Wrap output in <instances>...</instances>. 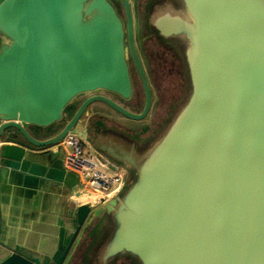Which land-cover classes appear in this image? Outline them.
<instances>
[{"label":"water","instance_id":"obj_1","mask_svg":"<svg viewBox=\"0 0 264 264\" xmlns=\"http://www.w3.org/2000/svg\"><path fill=\"white\" fill-rule=\"evenodd\" d=\"M117 1L121 10L113 0H0V180L22 185L13 204L27 207L0 225V264H264V0L139 7L140 35L167 50L181 41L187 80L188 98L149 148L125 134L154 127L126 123L147 119L155 96L134 7ZM133 70L138 112L127 107ZM69 133L124 171L111 197L81 190L61 144Z\"/></svg>","mask_w":264,"mask_h":264},{"label":"rangeland","instance_id":"obj_2","mask_svg":"<svg viewBox=\"0 0 264 264\" xmlns=\"http://www.w3.org/2000/svg\"><path fill=\"white\" fill-rule=\"evenodd\" d=\"M132 6L134 7V17H135V29L136 34L138 35L141 30L138 25L141 19H138L139 7L142 6L143 9H148L151 5L155 4L157 0H143L142 3L138 0H130ZM165 0H162L164 2ZM115 5L119 7L121 10L120 3L117 0H113ZM150 2L153 4L150 5ZM141 14V13H140ZM153 36H143L138 35V48L140 50L141 56L143 58V62L147 72L149 74V78L151 81V85L153 88L155 103L153 109L147 119L141 122H132L126 121V124H134L135 126H149L154 125V127H150L147 129V132L141 133H132L127 134L129 137L137 140L140 147H151L154 143H156L159 138L167 129L169 123L173 120L172 118L175 115V112L178 107L184 103L186 98V88L183 86L185 82L187 84L186 77L181 76L179 71L178 62H180L179 58L183 59L184 47H182L181 41L179 39H170L167 40L169 45V50L165 49L164 46L158 45L154 40H152ZM171 51V52H169ZM174 54V55H173ZM179 57H177V56ZM135 85H136V97L133 102L127 104V107L133 111H140L144 102V93L141 82L139 80L138 75L133 70ZM183 77V78H182ZM184 84V85H183ZM95 111L100 112L102 115L111 117L115 121L120 120L124 122L125 119L120 117L118 113L109 107L103 104L94 105ZM179 109V108H178ZM155 123V124H154ZM99 127L104 131H110L111 135L119 136L122 135V131L117 127L108 126L105 122L100 123ZM148 127V126H147ZM164 127V128H163ZM42 136H48L52 131H38ZM136 134V135H135ZM92 231L91 233L94 234ZM111 230L107 229V236L110 234ZM92 236V235H91ZM91 238V237H90ZM91 239H87L85 244L82 245L80 251L77 255V262L82 261V258L85 256V261L87 259L86 254L88 253V246L90 245ZM103 242L95 243L92 246V262H95L100 258V250ZM87 252V253H86ZM102 254V252H101ZM91 255V254H90ZM94 259V260H93ZM84 261V262H85ZM76 262V263H77ZM83 262V263H84ZM122 264H127L125 261H120Z\"/></svg>","mask_w":264,"mask_h":264},{"label":"built area","instance_id":"obj_3","mask_svg":"<svg viewBox=\"0 0 264 264\" xmlns=\"http://www.w3.org/2000/svg\"><path fill=\"white\" fill-rule=\"evenodd\" d=\"M61 144L67 150V165L81 176L82 191L96 192L108 198L124 184V171L102 162L91 146L78 135L69 133Z\"/></svg>","mask_w":264,"mask_h":264},{"label":"crops","instance_id":"obj_4","mask_svg":"<svg viewBox=\"0 0 264 264\" xmlns=\"http://www.w3.org/2000/svg\"><path fill=\"white\" fill-rule=\"evenodd\" d=\"M29 130L36 137H40V138L46 137V136H42L38 132L39 130L34 128L33 126H30ZM56 160H57V155L56 154L52 155L51 160H48V162H47L48 163L47 166L52 167ZM20 186H22V185L10 184L8 182V180H5L4 182H1V180H0V199H1V201H0V225H1V223L6 224V221L11 218V216H10L11 211L16 210L17 208L20 210L27 209V207H25L24 205L13 204V196H16L15 190H17L18 187L20 189L21 188ZM21 201L23 202V200H21ZM17 203H19V202L17 201ZM33 208H35V207H33ZM3 212H7L6 215L3 214Z\"/></svg>","mask_w":264,"mask_h":264}]
</instances>
